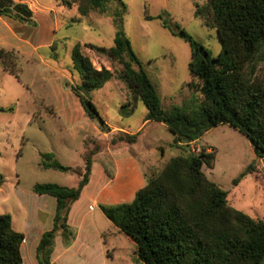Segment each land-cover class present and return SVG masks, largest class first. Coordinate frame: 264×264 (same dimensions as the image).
Instances as JSON below:
<instances>
[{
  "label": "rangeland",
  "instance_id": "1",
  "mask_svg": "<svg viewBox=\"0 0 264 264\" xmlns=\"http://www.w3.org/2000/svg\"><path fill=\"white\" fill-rule=\"evenodd\" d=\"M34 24L10 17L0 22V48L13 54L15 71L11 75L0 65V215H10L16 231L21 232L32 212L37 184H57L77 188L85 174V160L95 164V181H123V160L134 156L145 180L156 175L166 162L182 154L164 124L145 122L147 108L134 102L126 85L115 75L91 99L109 126L103 132L90 119L72 87L80 83V74L72 60V50L81 45L83 54L97 69H120L106 56L88 45L111 48L116 27L114 13L121 11L117 0L108 3L106 12L91 11L80 16L74 0H36ZM126 5L123 31L130 40L142 69L151 78L164 109L197 102L200 95L189 87L191 49L182 38L172 35L157 17L166 11L171 23L179 25L217 57L222 44L217 32L197 17V7L207 0H122ZM34 2H32L33 4ZM147 16L152 19L147 20ZM13 19V20H10ZM8 23V25L6 24ZM196 82V81H194ZM149 124V125H148ZM124 130V131H122ZM136 143L118 140L119 134L135 135ZM206 149L215 154L212 168L203 167L205 175L229 192L230 205L252 218L264 220V160L255 156L247 138L228 125H220L190 145L195 154ZM74 173L45 169L42 154ZM250 165L251 177L239 178ZM121 169V171H119ZM97 212L98 209H97ZM120 232V231H119ZM30 237L29 243H31ZM116 250L111 264H137L136 245L123 233L108 236Z\"/></svg>",
  "mask_w": 264,
  "mask_h": 264
},
{
  "label": "trees",
  "instance_id": "2",
  "mask_svg": "<svg viewBox=\"0 0 264 264\" xmlns=\"http://www.w3.org/2000/svg\"><path fill=\"white\" fill-rule=\"evenodd\" d=\"M112 0H74L79 15L91 11L106 12ZM121 11L114 13L116 35L111 48L89 44L88 48L106 56L120 69H97L76 44L72 50L80 83L72 87L86 115L100 124L103 132L109 126L91 99L115 76L126 85L134 102L147 108L146 122L164 124L174 137V145L182 154L146 180L132 202L114 206L101 205L104 215L136 245L137 264H264V220L255 219L232 207L229 192L221 189L204 173L212 168L214 150L195 154L190 145L214 128L228 125L244 135L255 156L264 160V0H207L197 7L195 15L217 32L222 51L212 57L210 51L183 28L172 24L166 11L157 18L172 35L182 38L191 49L189 71L193 81L189 87L200 98L195 103L164 109L151 78L132 49L123 31L126 5L117 0ZM0 17L22 23L32 22L33 13L26 4L13 8L0 5ZM152 19L147 16V20ZM15 77L13 54L0 48V65ZM196 81V82H194ZM0 111H4L0 109ZM135 135L120 133L118 142L132 145ZM40 165L62 173L74 169L62 165L53 154H42ZM92 160H85V174L77 188L57 184H37L33 192L57 200L53 228L42 235L37 254L40 264H50L55 238L61 234L65 245L75 238L68 225L71 205L88 185ZM250 165L233 185L251 174ZM4 178L0 174V188ZM25 237L15 230L10 215H0V264H22L21 245Z\"/></svg>",
  "mask_w": 264,
  "mask_h": 264
},
{
  "label": "crops",
  "instance_id": "3",
  "mask_svg": "<svg viewBox=\"0 0 264 264\" xmlns=\"http://www.w3.org/2000/svg\"><path fill=\"white\" fill-rule=\"evenodd\" d=\"M36 2V0H0V5L13 8L16 4H26L33 13V21L30 23L34 24L36 12L33 7ZM0 22H5V18L0 17ZM123 163L124 180L112 184L103 180L99 183L95 181L96 161L93 162L89 183L82 190L80 198L71 205L68 215V225L74 232L75 238L69 245H65L61 234L56 236L50 264L112 263L116 247L114 243L109 244L107 239L108 236H116L120 232L104 215L100 206L130 203L136 193L146 185L142 167L136 157L129 156L123 160ZM32 200L34 201L32 212L28 213L29 217L21 231L25 237L20 249L22 264H40L37 254L38 245L42 235L53 228L56 214L57 200L54 197L36 194ZM30 237H32L31 243H29Z\"/></svg>",
  "mask_w": 264,
  "mask_h": 264
}]
</instances>
